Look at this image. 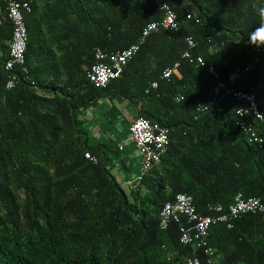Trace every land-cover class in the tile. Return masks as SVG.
Wrapping results in <instances>:
<instances>
[{"label":"trees","instance_id":"16d2710c","mask_svg":"<svg viewBox=\"0 0 264 264\" xmlns=\"http://www.w3.org/2000/svg\"><path fill=\"white\" fill-rule=\"evenodd\" d=\"M26 1L28 72L17 65L8 88L13 22L0 0V264H187L195 255L207 264L201 249L180 241L179 223L160 227V212L178 192L192 195L200 214L216 204L227 210L238 192L264 203V122L248 118L262 139L253 140L235 98L212 101L209 72L226 78L249 67L235 86L264 101V45L248 36L264 0ZM164 4L178 28L151 32L120 76L95 86L88 72L97 50L137 42L164 18ZM188 49L205 65L184 58ZM176 62L180 73L163 77ZM103 99L108 117L127 102L136 117L170 129L167 151L136 187L125 188L109 168L118 151L90 141L83 111ZM199 103L208 106L200 114ZM232 223L211 227L217 262L264 264L263 214Z\"/></svg>","mask_w":264,"mask_h":264},{"label":"built area","instance_id":"2783aa9c","mask_svg":"<svg viewBox=\"0 0 264 264\" xmlns=\"http://www.w3.org/2000/svg\"><path fill=\"white\" fill-rule=\"evenodd\" d=\"M7 15L13 22V35L9 46V58L5 62L6 70L10 71L6 86L14 87L18 75L14 72L17 65L28 72L26 67V51L29 43L28 28L25 21V14L32 10L29 1L21 0H5ZM166 10L165 16L161 21H153L148 23L142 31L141 38L132 43L127 48L116 51L114 53H106L102 50H97V62L91 67L88 72L90 81L97 87H105L114 78L120 76L127 63L140 49L146 37L160 27L166 29H177L179 22L176 11L168 4H164ZM188 13V17L191 18ZM199 18H197L198 21ZM190 48L196 46L192 38H188ZM184 58L190 62H198L205 65V60L201 55H195L191 50H187L183 54ZM179 62L173 66L166 68L163 72V77L168 78L172 74H179ZM249 67L236 68L226 78H223L221 73L213 66L209 67V72L213 77L210 95L213 102H219L230 96L238 101L236 114L241 117L239 124L246 132L251 133L253 140L261 141L262 139L256 135L252 122L249 117L264 122V101H259L254 92L239 89L235 85L241 74L248 71ZM26 79V78H25ZM158 82L152 83V88H157ZM208 109L207 105L198 104L197 112L200 114ZM131 140L136 145L141 156V175L139 182L132 185L136 187L142 178V175L161 161L163 154L167 151L170 144V129L159 122L152 121L146 117L138 116L132 119L128 126ZM87 157H91L89 153ZM207 214H200L197 211L192 195L185 192H178L174 198L166 202L160 212V227L165 229L172 222L179 223L180 241L183 244H193L201 249L207 264H219L216 260L215 248L210 244L211 227L218 223H226L229 227L232 226V220L240 217L245 213L263 214L264 218V203L258 197H247L243 192H238L235 195L233 203L226 210L222 204L210 205ZM187 264H203L200 256L195 255L189 257Z\"/></svg>","mask_w":264,"mask_h":264},{"label":"crops","instance_id":"0c3cea01","mask_svg":"<svg viewBox=\"0 0 264 264\" xmlns=\"http://www.w3.org/2000/svg\"><path fill=\"white\" fill-rule=\"evenodd\" d=\"M110 105L103 99L98 106L84 109L83 118L87 121L92 144H109L118 151L110 153L112 161L109 168L124 187L131 188L139 182L141 175V156L128 131L130 121L136 117L135 110L124 102L118 104L120 110L117 114L108 117L106 111Z\"/></svg>","mask_w":264,"mask_h":264},{"label":"clouds","instance_id":"9594fccd","mask_svg":"<svg viewBox=\"0 0 264 264\" xmlns=\"http://www.w3.org/2000/svg\"><path fill=\"white\" fill-rule=\"evenodd\" d=\"M258 17L257 27L254 31L249 33V43L256 47L264 45V4L258 5L254 8Z\"/></svg>","mask_w":264,"mask_h":264},{"label":"water","instance_id":"95a60500","mask_svg":"<svg viewBox=\"0 0 264 264\" xmlns=\"http://www.w3.org/2000/svg\"><path fill=\"white\" fill-rule=\"evenodd\" d=\"M20 79H21L23 82L29 84L28 80H26L24 77H21Z\"/></svg>","mask_w":264,"mask_h":264},{"label":"rangeland","instance_id":"374dc122","mask_svg":"<svg viewBox=\"0 0 264 264\" xmlns=\"http://www.w3.org/2000/svg\"><path fill=\"white\" fill-rule=\"evenodd\" d=\"M124 186V185H123ZM127 187V185H125V188ZM128 189H130V187H127Z\"/></svg>","mask_w":264,"mask_h":264}]
</instances>
